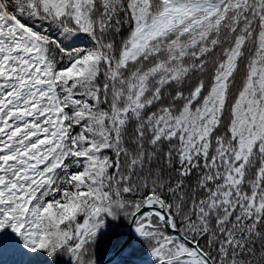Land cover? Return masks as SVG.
I'll list each match as a JSON object with an SVG mask.
<instances>
[{
    "label": "snow or ice",
    "instance_id": "snow-or-ice-1",
    "mask_svg": "<svg viewBox=\"0 0 264 264\" xmlns=\"http://www.w3.org/2000/svg\"><path fill=\"white\" fill-rule=\"evenodd\" d=\"M0 264H264V0H0Z\"/></svg>",
    "mask_w": 264,
    "mask_h": 264
}]
</instances>
